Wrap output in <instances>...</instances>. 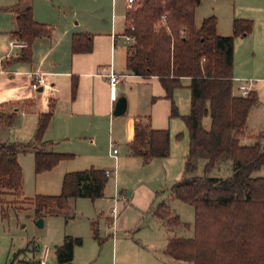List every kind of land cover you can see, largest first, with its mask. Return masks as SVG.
I'll use <instances>...</instances> for the list:
<instances>
[{
    "label": "trees",
    "instance_id": "obj_1",
    "mask_svg": "<svg viewBox=\"0 0 264 264\" xmlns=\"http://www.w3.org/2000/svg\"><path fill=\"white\" fill-rule=\"evenodd\" d=\"M199 4L200 0H138L135 8H127L125 12L124 34L134 38V43L128 45L126 69L142 78L158 79L164 98L171 102L170 117L180 116L173 102L174 90L184 86L182 79L189 80L185 87L190 93V110L181 116L188 131L189 150L181 178L170 188V198L193 208V236L183 238L173 234L177 228L190 226L165 202L158 203L152 213L167 228L165 253L176 261L264 264V178L253 175L264 166V148L260 136L250 145L242 144L247 134L248 113L258 97L255 91H249L245 97L233 94L234 39L251 33L253 21L235 18L232 34L219 36L215 16H208L199 27L195 26L194 14ZM17 6L16 3L0 10L15 12L16 28L12 36L25 46L18 58L1 61L3 68L13 61L30 62L33 41L52 35L50 26L34 20L31 7ZM92 43V35L75 33L71 52L88 53ZM51 116L52 109L38 115L32 142H0L1 210L8 198L16 201L22 197L19 153L33 150L36 173L51 170L60 161L72 158L71 154L37 149ZM206 116L210 119L208 129L202 125ZM0 121V125L11 127L15 113L0 112ZM132 127V138L127 144L132 156L147 164L169 155L168 129L152 128L148 116H135ZM199 159L206 160L202 176L193 174ZM222 159L232 161V175L224 179L208 177L207 173ZM107 182L108 176L102 169L67 172L59 194L36 195L29 202L40 218L51 206L66 209L70 198L93 201L102 197ZM91 226L92 236L97 239V230ZM81 244V237L64 236L54 248L57 264H72L74 248ZM17 264L40 263L22 260Z\"/></svg>",
    "mask_w": 264,
    "mask_h": 264
},
{
    "label": "crops",
    "instance_id": "obj_2",
    "mask_svg": "<svg viewBox=\"0 0 264 264\" xmlns=\"http://www.w3.org/2000/svg\"><path fill=\"white\" fill-rule=\"evenodd\" d=\"M16 3L20 9L31 7L34 20L50 26L52 35L50 38L41 37L33 41L30 62L13 61L5 68L0 66V112L15 113V121L11 127L0 126V142H32L38 115L52 109L51 119L41 143L37 146L46 151L73 155L72 158L61 162L82 158L87 164L85 169L93 167L107 170L99 165L101 157L99 145L101 143L103 147L106 145L107 148H103V152L105 151L103 155L106 154L109 157L108 148H110L112 137H114V119H112L114 104L117 98L123 96L122 94H126L129 99V90L139 94L143 100L142 105L134 106L131 115L133 118L148 116L152 128H171L172 122L169 117L171 102L164 98V90L158 79L156 77L142 78L131 74L126 69L128 44L124 41L123 44L120 43L125 30V12L128 8L126 0H110L111 13L106 25H101L100 21L87 14L78 17V21L74 23L72 17L69 18L64 14L60 17L57 14L60 12L50 9L48 6L39 9L38 6H34L33 0H17L13 3H3L6 4L3 6H12ZM232 4V13L228 12L226 21L222 25L216 18V33L219 36H230L232 22L235 18L253 21L251 33L234 39L233 94L241 96L242 86H248L250 91L256 92L258 102L248 113L247 134L242 140V144L250 145L260 136V144L264 148V0H232ZM88 5L89 1L79 0L77 7L88 12ZM15 17L14 11L2 10L0 12V61L7 57V60L18 58L20 55L22 48L10 45L12 41L20 42L12 36V32L16 28ZM75 33L92 35L93 43L90 52L72 54L71 38ZM35 71L44 74L47 84L37 90H32L28 74ZM110 71L119 75L118 82L114 86L110 85L107 77ZM188 81L187 78L182 79L184 87ZM177 90L175 89L173 94ZM128 104L131 105L130 99ZM131 123L133 124V119ZM132 128L131 134L124 143L126 146L132 138ZM17 129L21 132L19 135H15L14 139L5 135L6 130L15 132ZM21 134L22 137H20ZM24 136L26 139H23ZM129 155L131 154L129 153ZM129 155L127 154V156ZM117 159L118 164L120 162V158H116L114 161V176H112L114 193L109 198L113 199L118 193L125 196L126 201L119 202L122 210L115 220H111L109 212L102 236L98 233V222L92 221L90 224V230L92 224L97 230V239L92 236V230L91 237L99 241V244L103 240H107L102 246L110 241L112 253L126 248L135 249L129 244V238L122 232H126L140 220H128L130 218L127 217V214L131 209L127 210V206L129 204L137 206L138 209L134 211L140 216L148 208L152 211L157 205L153 203V193L157 192L159 184L167 179L169 173V162L166 161L169 159L168 156L154 158L147 164L142 162V167L136 164L139 173L149 174L148 176L155 174V179L149 177V184H137L135 187H129L121 184L119 177L117 178ZM258 173L254 176H258ZM176 176L169 177L170 183L175 181ZM137 182L140 183V179ZM157 221L160 223L158 219ZM74 236L73 234L72 237ZM167 237L168 234H161V237L156 238L154 245H144L149 249L148 254L138 263L190 264L176 261L166 255ZM80 246H76L74 251ZM36 251L29 258L30 260L26 259V261L46 264L50 248L44 246L41 250Z\"/></svg>",
    "mask_w": 264,
    "mask_h": 264
},
{
    "label": "rangeland",
    "instance_id": "obj_3",
    "mask_svg": "<svg viewBox=\"0 0 264 264\" xmlns=\"http://www.w3.org/2000/svg\"><path fill=\"white\" fill-rule=\"evenodd\" d=\"M15 1L17 0H0V8L10 7V5L3 6L6 5L3 3H13ZM78 1L33 0V4L36 7L38 6L39 9H44L48 6L50 9L57 10L60 13H56L60 17L63 14L69 18L72 17L74 23L78 21V17L87 14L100 21L101 25L107 24L111 13L110 0H87L89 1L88 12L79 6L77 7ZM137 3L138 0H134L130 9L135 8ZM232 5V0H200L199 7L197 6L198 8L195 9L194 14L195 26L199 27L202 20L208 16H215L222 25L226 21L228 12L232 13ZM123 41V39L120 40V43L123 44ZM124 43L126 42L124 41ZM122 95L127 99V111L124 115L114 119V137H112L111 141L113 147L110 145V148H108L110 158L106 154L105 156L103 155L105 152H103V148L106 149V145L104 147L102 143L99 145V150L101 151L99 165L107 168V170L113 171L114 161H116V158H120L119 164L117 159L116 174L121 184L128 185L129 187H135L137 184L146 185L150 183L148 180L149 177L155 179V174L148 176L149 174L139 173L137 171L138 165L136 164L142 167V160L140 161L139 158L129 155L128 147L124 144L131 134V120L133 119L131 115L134 106L137 104L142 105L143 100H141L139 94L130 92L129 90L130 105L128 104V96L126 94ZM173 101L180 116H169L172 122L171 128H168L170 132V152L168 155L169 159H166L169 162V173L167 179L159 184L157 192L153 193V203L158 204L163 201L168 204L179 215L180 220L190 226L189 229L177 228L173 234L178 237L191 238L193 236V208L181 201L170 198V188L175 181L181 178L185 157L189 150L188 131L181 118V116L189 114L190 110L188 89L184 86L178 88L173 94ZM0 124H2L1 121ZM202 125L205 129H208L209 116L203 118ZM15 132L13 130H6L5 135H8V138L12 139L15 135H19L21 131L17 129ZM22 134L20 137H22ZM25 137L23 139H26ZM38 148L39 146H37ZM112 148H116L117 151L119 150V153L115 154L116 158L110 156ZM127 154L131 157L127 156ZM60 162L51 170L36 173L34 170L33 150L18 154V163L21 166L23 178L22 197L16 201H12L15 198H8V202L2 207L3 209L1 210L0 208V264H17L18 261L28 260L37 252L36 250H41L44 246L50 248V255L46 264H57L54 247L62 243L64 236H72L73 234L75 235L74 237H81L83 244L75 249L72 264H139L138 261H142L148 254L147 251L149 249L144 245H154L156 238L161 237V234H168L167 228L161 222L159 223L157 221L149 208L140 216L135 212L138 209L137 206L129 204L127 210L131 209V211H128L127 217L130 218L128 220L140 221L126 232L123 231L122 234L129 238L128 242L132 248H135L134 250L126 248L122 251L118 250L115 254L112 253L110 241L105 246H102L107 240H103L99 244V241L91 237L90 224L92 221L98 222L97 229L99 235L102 236L104 234L106 228L105 220H107V215L113 205V200L109 198L114 193L112 176L108 177V182L102 197L93 201L82 197L70 198L67 208L63 210L51 206L40 217L44 222L43 226H38L37 220L39 218L35 215L33 204L30 203L32 198L36 195L59 194L63 175L67 172L83 170L87 165L82 158ZM205 163V159H199L193 174L196 176L204 175ZM261 168V170L259 169V173L258 170L253 175L258 173L256 177L264 178V166ZM232 173V161L222 159L207 173V176L224 179L230 177ZM175 176V181L170 183L169 177L174 178ZM138 179H140V183L137 182ZM116 205V215L118 217L122 209L119 202ZM3 213H6V215H2ZM137 239L139 241H136Z\"/></svg>",
    "mask_w": 264,
    "mask_h": 264
},
{
    "label": "built area",
    "instance_id": "obj_4",
    "mask_svg": "<svg viewBox=\"0 0 264 264\" xmlns=\"http://www.w3.org/2000/svg\"><path fill=\"white\" fill-rule=\"evenodd\" d=\"M133 2H134V0H126L127 7L130 8L131 5L133 4ZM161 19L164 20L165 15H162ZM130 29L133 30V27H131ZM123 39L126 42V44H128V45H132L134 43V38L131 35L124 34ZM10 45H11V47H21V48H23L25 46V44L21 41L17 42V43L12 41L10 43ZM6 59H8V57ZM0 63H1V61H0ZM107 77H108V80H109L111 86H114L118 82V79H119V75L114 73L113 71H110L107 74ZM28 80H29L30 88L32 90H37L38 88L44 87L47 84V80H46V77L44 76V74L42 72H38V71L29 73L28 74ZM241 88L243 89L241 91V96L245 97L250 90L248 89V86H242ZM110 145L113 147L112 143ZM115 154H117V149L112 148V153H110V156L113 158H116ZM105 174L109 177L114 176V172L111 170H105ZM112 200H113V205L110 209L109 216H110L111 220H115L117 217V215H116L117 214V205L116 204L118 202H125L126 198H125V196L117 193Z\"/></svg>",
    "mask_w": 264,
    "mask_h": 264
},
{
    "label": "water",
    "instance_id": "obj_5",
    "mask_svg": "<svg viewBox=\"0 0 264 264\" xmlns=\"http://www.w3.org/2000/svg\"><path fill=\"white\" fill-rule=\"evenodd\" d=\"M126 108H127V100L124 96H120L115 101L114 109L112 111V118L115 119L121 115H124V113L126 112ZM43 223L44 222L41 218L37 220L38 226H43Z\"/></svg>",
    "mask_w": 264,
    "mask_h": 264
}]
</instances>
